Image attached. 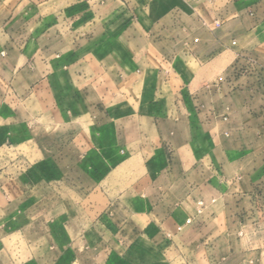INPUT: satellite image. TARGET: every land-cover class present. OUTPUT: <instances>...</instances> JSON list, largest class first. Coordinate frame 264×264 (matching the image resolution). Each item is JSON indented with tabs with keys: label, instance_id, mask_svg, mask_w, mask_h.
<instances>
[{
	"label": "crops",
	"instance_id": "obj_1",
	"mask_svg": "<svg viewBox=\"0 0 264 264\" xmlns=\"http://www.w3.org/2000/svg\"><path fill=\"white\" fill-rule=\"evenodd\" d=\"M0 264H264V0H0Z\"/></svg>",
	"mask_w": 264,
	"mask_h": 264
}]
</instances>
